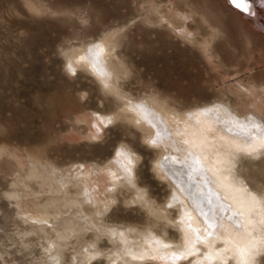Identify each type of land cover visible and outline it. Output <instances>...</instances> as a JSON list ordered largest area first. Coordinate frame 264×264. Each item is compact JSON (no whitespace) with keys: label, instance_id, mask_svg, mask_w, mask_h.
<instances>
[{"label":"rangeland","instance_id":"1","mask_svg":"<svg viewBox=\"0 0 264 264\" xmlns=\"http://www.w3.org/2000/svg\"><path fill=\"white\" fill-rule=\"evenodd\" d=\"M144 7L158 8L159 19L152 20L150 27L125 25L134 13L143 14ZM253 8L254 15L249 17L236 12L227 0H211L197 16L192 0H162L150 6L143 5V0H0V133L6 137L0 141V156L6 154L0 159V264H97L98 260L102 264H187V260L191 264H245L246 254L262 250L264 199L259 195L253 199L245 180L259 168L238 154L232 156L229 168L248 192L239 189L229 201L232 208L233 201L246 207H237L243 215L234 216L243 221L240 230L254 216L253 232L244 239L225 230L221 233L217 224L201 228L202 237L183 227L185 207L193 210L190 215L205 221L188 194L180 192L172 203L178 188L160 165L165 157L175 161L173 156L185 150L177 143L178 152L156 144L152 158L155 183L160 187L153 189L158 195L151 196L150 208H159L160 218L169 227H161L160 219L150 215L143 224L126 218L138 215L127 210L137 207L135 195L126 189L124 175L119 178L115 173L121 162L114 154L108 155L106 147L120 129L104 132V144L89 139L96 135L92 125H99L95 117L89 120L91 114L117 119L98 110L105 101L95 89L104 80L89 63L88 78L79 71L72 77L65 70L70 55L79 60L89 54L92 44L85 41V33H98L95 43L104 45L110 34L134 29L108 45V55L100 56L99 67L108 72V82L116 78L117 61L126 70L128 79L118 84L125 136L135 139L139 132L142 141H150L158 135L127 111L135 101L182 117L205 108L218 109L226 117L251 119L260 125H251L249 130L258 146V141L264 142L260 138L264 135V0H254ZM257 9L261 15L255 13ZM173 29L198 35L206 44L203 54ZM153 93L162 102H154ZM209 130L213 135L217 132ZM188 174L193 176L194 169ZM136 183L145 188L139 180ZM62 185H67L64 191ZM121 188L125 192L120 196L108 191ZM85 189L93 204H108L105 216H112L111 209L120 200L124 201L122 210L98 222L85 203ZM82 217H88V222ZM93 226L122 232L123 244L97 239L88 230ZM57 234L64 239L59 240ZM210 241L215 244L209 245ZM212 252L219 253L220 259H212ZM181 254L187 260L178 259ZM247 264H264V257L256 255Z\"/></svg>","mask_w":264,"mask_h":264},{"label":"bare ground","instance_id":"2","mask_svg":"<svg viewBox=\"0 0 264 264\" xmlns=\"http://www.w3.org/2000/svg\"><path fill=\"white\" fill-rule=\"evenodd\" d=\"M227 1L229 3V0ZM232 8L235 9L234 7ZM260 9H257L255 13L261 15L262 11ZM235 11L241 13L237 9ZM103 44H100V49H93L92 53L85 54L82 57L85 58V62L97 67L99 76L104 82H108V72L106 73V70L99 69V67L102 68L100 56L105 58L109 51L107 40ZM79 58L80 56H78ZM128 110H131L133 115L135 114L139 122L144 123V125L148 126L147 128L158 134L152 139L150 138L151 140H156L157 146L164 149H173V152L180 151L176 143L181 147H185V150L180 151L178 156H173L175 161H171L170 159L172 158L169 157L167 165L164 164L163 160L160 168L171 177L174 185L178 188V190H175L176 197H174L175 200H172V203L175 204L177 202L180 192L188 194L198 208L199 213L204 214L200 216L206 223L201 222L202 219L200 220L196 214L194 216L190 215L194 213L191 208H188V210H186V207L183 208L186 218L183 219L182 225L187 231H192L193 233L197 231L199 236L202 237L201 232L206 227V224H210L214 228L216 224L223 223L224 228L220 232L225 233L226 231L228 234H233L234 237H242L241 239H244L245 235L253 232L254 216L251 215L249 221L246 220V227L244 226L240 230V227L234 224V221H236L234 216L237 212V207L243 208L244 205L240 201H233L235 206L232 208L229 201L230 197H235L239 189L248 192L241 186L237 177L232 174L229 163L233 161L232 156L236 155L235 149L237 146L247 147L244 133L246 132L249 135L253 120H247L244 117L236 119L226 117L218 109L210 111L205 108L195 110L193 114H185V112L184 117H182L178 112H168L160 107L151 110L149 106L146 107L135 101L127 106ZM228 113L227 115H229ZM211 127L213 131L214 129L217 130V132L214 131L215 135L209 130ZM258 143L260 144L261 142L258 141ZM119 161L121 164H118L119 168L115 169V173L121 176L123 174L121 158H119ZM193 169L194 175L188 176V173H192ZM197 175H201L198 181L195 179ZM209 177L211 178L210 180ZM116 184L118 183L114 182V186ZM245 205L249 209V206ZM244 208L246 207L244 206ZM222 217L223 219H221ZM190 220L193 221L192 225ZM213 244L215 242H211L209 245ZM177 254H180V252ZM212 254V259H220L218 258L219 253L212 252Z\"/></svg>","mask_w":264,"mask_h":264},{"label":"snow or ice","instance_id":"3","mask_svg":"<svg viewBox=\"0 0 264 264\" xmlns=\"http://www.w3.org/2000/svg\"><path fill=\"white\" fill-rule=\"evenodd\" d=\"M162 0H143V5H155L161 3ZM211 0H192L193 9L196 12V15H200V9L203 8L206 4H210ZM229 3L237 10H240L242 13L247 14L249 17L254 15V8L253 3L254 0H229ZM142 6L141 4L137 5ZM50 14V13H49ZM159 19V10L156 7H144V12L141 14L140 12L134 13V19L130 18V21H125V25L129 22H132L135 27H150L151 21ZM201 22L207 26V22L201 18ZM134 29H126L124 31H118L113 34H110L107 38V42L111 46L114 43L119 42L120 39L123 38L124 35L130 34V32ZM172 31L176 32L177 35L183 37L186 42L192 44L194 48H198L203 54L204 50L206 49V44L201 43V38L198 35H193L192 32H186L184 30H176L173 29ZM0 34H2V30H0ZM89 36L92 37L89 40ZM84 39L86 42L92 44V48H88L87 51L89 53L93 52V49H100V44L95 43V40L99 39V34L93 33H85ZM2 46V44H0ZM70 61H65V70L66 72L72 76L77 77V71H79L80 76L84 78H88L90 73L89 66L87 62L84 61V58L81 57L79 60L75 58V55H70ZM213 60H209V63H213ZM114 70L117 73L116 78L109 80V82L99 81L97 84V88L95 89L96 92L101 93L100 99L104 100V105L99 108V111H104L105 113H111L112 116L117 117L116 120L105 116L104 118H100L95 115V113L89 116V120L91 121L92 117H95L99 121V125L93 124L92 127L95 129L96 135L90 137L91 141H98L100 144H104V140L102 139L103 133L108 132L111 133L114 130L120 129L118 136L116 138L111 139V141L107 144V151L108 155H115L122 160V168L124 174V182L126 185V189L135 195V200L133 203L137 205V207L133 208L128 206L127 210L138 213V215H133L131 217H126L128 219H132L136 222L141 224L145 223V216L150 215L153 219H160V226L161 227H169L168 222L164 218H160V209H152L150 208V204L153 202L151 201V196L158 195L157 191H153V189H158L160 185L155 183V173L153 172L154 165L152 164V158L155 156L156 152V140L150 141H142L140 139V133L137 132V136L135 139L128 138L125 136L123 131V124H122V117H123V108L121 104L123 102V97L119 94L118 84L123 81L127 80L128 76L126 70L123 68L122 65L119 64L117 61L114 65ZM246 95H250L245 90ZM153 100L156 103L162 102V98H158L155 93H153ZM119 102V103H118ZM111 125L112 127H108ZM253 128H259L260 125L256 124L255 122L252 123ZM261 132L264 133V128H261ZM246 137V144L247 147H236L235 152L238 154L244 161L250 162L251 164L257 166L259 168L258 171H254L247 176H245L246 182L250 185L251 189L253 190V199L255 195H259L262 199H264V142H261L258 146L256 145L254 139L248 135L246 132L244 133ZM6 137L3 133H0V141L4 140ZM261 140L264 141V135H262ZM43 147V146H41ZM34 151H36L34 149ZM140 154V156L137 155ZM142 157V159H141ZM6 158V154L0 156V159ZM168 158H164V164L167 165ZM79 167H83L82 165ZM99 171V169L97 170ZM243 175V173H241ZM74 180L78 181L79 177H74ZM211 178L209 177V180ZM139 180V183L145 185V188H138L136 181ZM73 186H76L75 184ZM67 185L61 186V191L66 189ZM108 191L113 192L115 195L120 196L123 192H125V188H121L119 190L109 189ZM85 196V203L92 207V211L94 212V216L99 222L100 219H112L115 217L121 210L122 206L124 205V201L120 200L119 204L116 205L115 208H112V216L107 217L105 214L110 210L107 203H104L103 207L93 204L92 199L88 198V192L85 189L82 193ZM8 199H12L11 196L6 197ZM168 208H171V205H167ZM230 207V206H229ZM204 215L203 213H201ZM236 216H242L243 213L237 211L235 213ZM88 217H82V221L87 223ZM223 219V217L221 218ZM32 223H36L33 221ZM43 224L51 227L48 225L47 220L42 221ZM234 224L237 227L242 226L243 221L236 220ZM209 227H212L211 225ZM220 228H224V224L220 223L218 225ZM93 231L96 235L97 239H104L107 241H116L118 245L123 244V233L116 232L112 229H107L105 231H101L99 228H92L88 229ZM74 235V233H73ZM174 236L177 238L179 237L178 232L173 233ZM211 235V232H209ZM57 238L59 240H63L64 237L57 234ZM95 248V245H93ZM87 251V249H85ZM191 255V253H189ZM247 259H255L256 255L264 257V246H262V250L252 254L248 253ZM178 259H186L183 254ZM132 259H140V260H152L155 257H145V256H133ZM247 259L245 264H247ZM97 264H102L100 260L97 261ZM187 264H191L190 260H187Z\"/></svg>","mask_w":264,"mask_h":264},{"label":"water","instance_id":"4","mask_svg":"<svg viewBox=\"0 0 264 264\" xmlns=\"http://www.w3.org/2000/svg\"><path fill=\"white\" fill-rule=\"evenodd\" d=\"M230 6H232L231 4H230ZM233 7V6H232ZM240 11V10H239ZM241 12V11H240Z\"/></svg>","mask_w":264,"mask_h":264}]
</instances>
